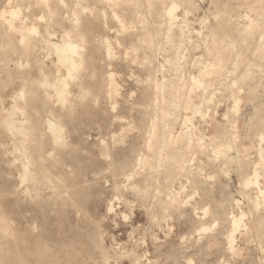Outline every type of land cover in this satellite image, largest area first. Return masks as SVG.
Segmentation results:
<instances>
[{
  "label": "rangeland",
  "instance_id": "obj_1",
  "mask_svg": "<svg viewBox=\"0 0 264 264\" xmlns=\"http://www.w3.org/2000/svg\"><path fill=\"white\" fill-rule=\"evenodd\" d=\"M263 191L264 0H0V264H264Z\"/></svg>",
  "mask_w": 264,
  "mask_h": 264
},
{
  "label": "bare ground",
  "instance_id": "obj_2",
  "mask_svg": "<svg viewBox=\"0 0 264 264\" xmlns=\"http://www.w3.org/2000/svg\"><path fill=\"white\" fill-rule=\"evenodd\" d=\"M173 6V5H172ZM174 8V7H173ZM169 9L171 10V8L169 7ZM172 10H174V9H172ZM11 12L13 11V10H10ZM9 10H8V12H10ZM15 12H16V9L14 10ZM4 12V11H3ZM15 12H14V15H15ZM169 12V11H168ZM167 12V13H168ZM171 13L173 12V11H170ZM166 13V14H167ZM3 15V14H2ZM5 15H7V17H8V13L7 14H5ZM11 15V14H10ZM172 15H173V13H172ZM16 16V15H15ZM18 16V15H17ZM168 16H170L169 15V13H168ZM9 19H10V17H8ZM13 18V17H12ZM15 18V17H14ZM13 18V19H14ZM39 18V17H38ZM37 18V19H38ZM173 18V17H172ZM172 18H170V19H172ZM176 18V17H175ZM8 19V20H9ZM5 20V19H4ZM8 20H6L7 22H8ZM11 20V19H10ZM173 20H175V19H173ZM10 22V21H9ZM34 31H36L35 29H34ZM55 44V43H54ZM70 44V43H69ZM68 43L67 44H63V46L61 45V46H59L58 45V47H57V58H58V60H59V63L63 66V67H65L68 71H66L67 72V74L68 73H70L73 69H74V63H73V60H72V56L73 55H75L74 53H75V47H73L72 45H69ZM57 46V45H56ZM55 48V47H54ZM77 49V48H76ZM57 96H59L58 94H57ZM240 102V101H239ZM238 102V103H239ZM13 110H14V108H13ZM13 110H9L10 112L11 111H13ZM4 112L5 113H7L5 110H4ZM8 114V113H7ZM10 115H11V113H9ZM14 114V113H13ZM9 119H10V116H9ZM9 124V123H8ZM58 125V124H57ZM48 130L50 131V133L51 134H54V135H56V134H60V132H61V128L59 129L56 125H54L53 123H51V122H48ZM261 136V135H260ZM205 138V137H204ZM201 139H203V138H201ZM258 139H260V138H258ZM199 141H201V142H203L202 140H199ZM204 145V144H203ZM207 146V145H206ZM206 146H205V148H206ZM204 147V146H203ZM202 148V147H201ZM216 154V153H215ZM217 155V154H216ZM147 159V158H146ZM140 162V161H139ZM139 164H141V163H139ZM138 165V164H137ZM143 165H145V164H143ZM256 169V168H255ZM256 174H257V171L255 172ZM254 173V174H255ZM130 176V175H129ZM129 176L127 177V178H129ZM210 177V176H209ZM255 178H257V175H255ZM21 179V178H20ZM253 179V178H252ZM22 180V179H21ZM249 180V182H250V179H248ZM246 181V180H245ZM257 181V180H256ZM255 180H253V182H256ZM251 184L250 185H252L253 186V184L254 183H252V182H250ZM188 184V183H187ZM186 186V185H185ZM255 186V185H254ZM185 189V188H184ZM174 191V190H173ZM179 192V191H178ZM186 192V191H185ZM197 192V191H196ZM170 193V192H169ZM177 193V192H176ZM263 193H264V191H263ZM178 194V193H177ZM180 194V193H179ZM172 195V194H171ZM262 195V194H261ZM176 195H174V197H175ZM192 196V195H191ZM259 196V195H258ZM167 197V196H166ZM117 198V197H116ZM173 198V197H172ZM169 199V198H168ZM174 199V198H173ZM177 199V198H176ZM180 199V198H179ZM178 199V200H179ZM182 199V198H181ZM256 199H257V197H256ZM259 200V199H258ZM171 201V200H170ZM188 201V200H187ZM236 201V200H235ZM235 201H234V203H235ZM173 202H175V200L173 201ZM258 202V201H257ZM174 204V203H173ZM237 204H238V202H237ZM111 205V204H110ZM207 207V206H206ZM204 211H205V208L203 209ZM207 210V209H206ZM240 210V209H239ZM196 211V210H195ZM107 212H110V211H108V209H107ZM112 212V211H111ZM235 213V212H234ZM240 214H241V212H240ZM240 216V219H241V215H239ZM231 217V216H230ZM245 218V217H244ZM237 219H239V217H237ZM239 219V220H240ZM169 220H170V218H169ZM234 220V219H233ZM233 220H231V224H232V222H233ZM238 221V220H237ZM236 220L234 221V226L235 227H233L235 230L237 229V226H241L240 224L238 225V222H237ZM242 221V220H241ZM233 226V225H232ZM243 227H245L244 225H243ZM170 228V227H169ZM201 228V227H200ZM205 228V227H204ZM202 229V228H201ZM200 229V230H201ZM209 229V228H208ZM233 229V230H234ZM244 229V228H243ZM246 229V228H245ZM206 231V230H205ZM230 231H231V229H230ZM197 232V231H196ZM195 232V233H196ZM198 233V232H197ZM230 233H232V232H230ZM201 234V233H200ZM203 234V233H202ZM206 234V233H205ZM229 234V233H228ZM183 239V238H182ZM229 241V240H228ZM231 241V240H230ZM182 242V241H181ZM229 243V242H228ZM232 243V242H231ZM235 243V242H234ZM232 246V245H231ZM231 246H228V247H231ZM234 247V246H233ZM232 248V247H231ZM230 248V249H231ZM232 250H234V249H232ZM231 251V250H230ZM234 252V251H233ZM232 252V253H233ZM190 261V260H189Z\"/></svg>",
  "mask_w": 264,
  "mask_h": 264
},
{
  "label": "crops",
  "instance_id": "obj_3",
  "mask_svg": "<svg viewBox=\"0 0 264 264\" xmlns=\"http://www.w3.org/2000/svg\"><path fill=\"white\" fill-rule=\"evenodd\" d=\"M58 62H59V60H58ZM65 88H66V85L65 84H63V83H59V86H57V87H55L54 89H55V95H56V97L57 98H61L62 97V95L64 94V92H65ZM57 94L59 95V96H57ZM54 135V134H53ZM57 135L58 134H56V135H54L55 137V139L54 140H57Z\"/></svg>",
  "mask_w": 264,
  "mask_h": 264
}]
</instances>
